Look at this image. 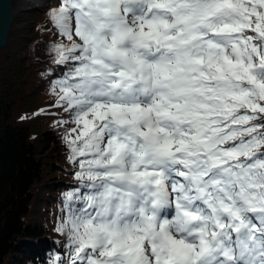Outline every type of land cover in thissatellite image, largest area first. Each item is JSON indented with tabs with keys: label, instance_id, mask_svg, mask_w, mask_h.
<instances>
[{
	"label": "snow or ice",
	"instance_id": "1",
	"mask_svg": "<svg viewBox=\"0 0 264 264\" xmlns=\"http://www.w3.org/2000/svg\"><path fill=\"white\" fill-rule=\"evenodd\" d=\"M49 20L83 182L57 264H264V0H56Z\"/></svg>",
	"mask_w": 264,
	"mask_h": 264
},
{
	"label": "trees",
	"instance_id": "2",
	"mask_svg": "<svg viewBox=\"0 0 264 264\" xmlns=\"http://www.w3.org/2000/svg\"><path fill=\"white\" fill-rule=\"evenodd\" d=\"M19 17L14 16L8 45L0 51V264H57V257L66 259L70 251L66 247L69 244L66 236L57 231L66 218V194L83 182L74 175L79 169L71 164V153L67 154L68 147L60 139L57 126L53 128L48 121L44 130L37 131L35 123L47 121L38 115L37 109L13 114L16 103H23L25 95H29L25 94L19 80L23 70L31 68L30 74L44 79L45 70L52 68L63 75V69L53 62L54 51L36 48L25 60L19 57L18 50L10 54L11 46L27 38L19 37L26 31L25 27L18 26ZM32 29L35 30V25ZM49 37L51 34L47 35ZM37 56L41 60H37ZM46 58L52 64L43 68L41 65ZM8 59L12 67L3 63ZM48 79L53 82L58 78ZM42 92H46L44 88ZM58 112L64 113L63 110ZM30 114L32 117L27 119ZM63 147L67 151H63ZM48 177L54 179L48 180Z\"/></svg>",
	"mask_w": 264,
	"mask_h": 264
},
{
	"label": "rangeland",
	"instance_id": "3",
	"mask_svg": "<svg viewBox=\"0 0 264 264\" xmlns=\"http://www.w3.org/2000/svg\"><path fill=\"white\" fill-rule=\"evenodd\" d=\"M55 5H56V0H15L14 3L15 15L17 14L20 15L19 18L21 22L20 25L18 26H22L26 28V31H23V33L20 34L19 37L20 38L27 37V38H25L26 40H21L20 42L18 41L13 46H11L9 50H12V52L10 54H16L18 50L19 57H21V59H24L26 58L27 54L32 55L31 53H34L36 48H39L40 50L46 49L54 53L53 50H50L49 45L52 44L55 40L63 39L60 37L53 36L52 33H50V31L46 30L52 27L50 21L47 22V17L49 16V12H50L48 8L52 9ZM25 10H28V12H25ZM36 11L41 12L42 14ZM32 25H35V30L32 29ZM30 30L33 33L30 32ZM49 34H51V37L47 38V35ZM27 40H29V42H27ZM37 60H41L39 56H37ZM44 61L45 63H42L41 67L49 66L52 64V62L48 61L47 58L44 59ZM10 62L11 59H8L7 61H3V63H5L6 65H9ZM39 64L41 63L39 62ZM9 66L12 67L11 65ZM30 69L31 68H28L27 71L23 70V73L21 74L17 73L18 77L23 74L22 75L23 79L21 77L19 78V80L22 83L23 90L26 92L25 94H29V95H25L23 103H21V101L16 103V106L13 107V114L15 113L19 114L21 112L29 113L33 110L35 112V109H37L39 113L38 115L44 116V120H47V121L43 120L44 124L35 123L37 125V131L43 129L44 125L47 126L46 122L49 121L52 123L53 128L57 126L56 128L59 129L58 134H60V139L66 142L65 137L67 136V133L71 131V127H74V125L70 126L69 123H65V121H70V118L67 116V114L59 113V112L57 113V111L59 110L53 106L55 101L54 98L55 96L53 92L52 81L48 79L53 76L59 78L61 74L57 73L56 70L54 71L53 68L51 70L48 69L49 71L45 70L47 77L46 74L44 73L45 76L44 79L42 77H37V75L33 76L32 74H30L29 72L33 71ZM42 88L45 89L46 91L45 93L44 92L40 93V90ZM25 102L27 103L24 104ZM18 103H20L19 106H17ZM31 117H32L31 114L26 116L27 119H30ZM65 147H63V151H67ZM67 152H69L67 154L71 153L69 148ZM67 154L66 156H68ZM63 156L65 157V154ZM71 164L74 165L73 162H71ZM54 169L57 172H59V169L58 170L57 168ZM65 173H67V171ZM51 179L54 178L48 177V180Z\"/></svg>",
	"mask_w": 264,
	"mask_h": 264
},
{
	"label": "water",
	"instance_id": "4",
	"mask_svg": "<svg viewBox=\"0 0 264 264\" xmlns=\"http://www.w3.org/2000/svg\"><path fill=\"white\" fill-rule=\"evenodd\" d=\"M14 3L15 0H0V51L8 45V37L15 15Z\"/></svg>",
	"mask_w": 264,
	"mask_h": 264
}]
</instances>
